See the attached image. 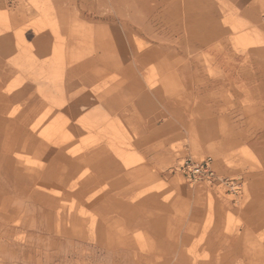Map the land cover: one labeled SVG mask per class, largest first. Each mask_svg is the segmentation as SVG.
Listing matches in <instances>:
<instances>
[{"label":"rangeland","instance_id":"374dc122","mask_svg":"<svg viewBox=\"0 0 264 264\" xmlns=\"http://www.w3.org/2000/svg\"><path fill=\"white\" fill-rule=\"evenodd\" d=\"M2 1L0 152L8 151L10 176H1L7 160L0 153V264H34L29 253L23 256L21 251L6 250L5 241L23 242L26 250V242H32L37 247L36 264H264V162L259 164L260 154L248 144L264 136V132L255 131L264 130V110L260 108L264 103V59L257 50L260 26L252 30L258 17L264 20V0H255L258 7L255 4L253 10L254 15L262 16L238 11L243 0H106L108 5L98 0L102 13L89 7L98 16L86 9L87 0L79 4L66 0ZM84 11L87 16H77ZM22 12L27 20L22 24L24 40L10 25L12 15ZM115 19L118 24H112ZM164 33L171 36L165 38ZM42 37L46 39L39 41ZM195 45L214 52L191 56L188 46ZM157 48H166L165 53L156 57ZM148 51L156 58L137 64V55ZM179 51L183 56H178ZM215 51L225 55V60L228 56L236 72L231 79L257 80L255 93L262 101L238 99V86L230 83L209 97H200L199 88H204L210 77L216 78L214 84L225 77L212 68L219 63L217 56L213 57ZM249 89L245 92L252 98ZM149 92L157 100L152 111L127 109L124 105L131 100L122 106L117 102L112 108L125 95L141 103ZM190 93H197L195 101ZM70 106L78 110L69 111ZM199 107L201 111L196 112ZM242 108L262 115L238 119ZM209 117L218 132L213 131L208 142L202 143L204 134L195 132V147L186 149L183 145L189 143L183 136L167 150L173 154L171 159L167 157L147 180L130 182V189L150 188L151 195L138 205L148 204L147 209L122 204L113 196L109 200L112 170L121 167L112 158V144L130 149L140 125L154 119L164 123L173 119L181 129ZM242 125L249 131L238 132ZM164 130H155L154 135ZM144 138L139 136L138 142ZM43 144L62 146L59 149L64 157L53 156L52 148H43ZM92 149L96 150L90 152ZM114 150L129 159L126 165L144 162L135 149H131L133 153L125 148ZM258 150L264 155V146L259 145ZM209 157L226 201L213 194L199 197L208 210L200 231L213 227L222 214L228 235L217 232L221 231L218 228L212 233L203 231L209 252L201 257L196 249L186 247L198 228L181 232L173 215L174 202H161L153 191L160 189L168 199L193 207L195 193L185 188L206 186L210 191L217 189L216 183L190 184L172 168L186 159ZM94 179L97 183L88 186ZM226 179L236 180L240 190L221 182ZM63 189L68 196L61 193ZM76 190L81 196L73 195ZM188 212L181 211L184 223L190 220ZM192 216L200 218L202 211L195 210ZM243 226L244 232L237 234ZM137 228L144 229L149 242L140 245L134 236Z\"/></svg>","mask_w":264,"mask_h":264},{"label":"crops","instance_id":"0c3cea01","mask_svg":"<svg viewBox=\"0 0 264 264\" xmlns=\"http://www.w3.org/2000/svg\"><path fill=\"white\" fill-rule=\"evenodd\" d=\"M64 1V0H61ZM66 1H75L77 4H79L81 1L80 0H66ZM86 4V3H85ZM102 3H100L98 0H87V4H86V9L88 11H90L91 15L93 16H98L95 13H92L91 10L89 9L90 6H94L95 8L99 9L100 13L101 6ZM107 4V1L105 0V3ZM0 5H4L3 1L0 2ZM14 6V2L12 4ZM108 5V4H107ZM106 5V6H107ZM108 12V11H107ZM103 14H106L103 13ZM87 16L88 14L84 11L81 14H78L77 16ZM246 20H248L245 16H243ZM118 19H115V21H112V24H118L119 22L116 21ZM161 36L163 35V33L160 34ZM165 38L168 36H171L170 34H166L164 33ZM176 37V35H174ZM188 48H190L191 51V56L193 55H197L199 52H204V53H213L214 50L213 49H209V48H205V47H198L197 45L193 46H188ZM157 53L158 56L163 55L166 50V48H157ZM216 53L213 55V57L217 56V59L219 60V63L217 64L216 62L214 63V65L212 66V68H216L219 69L220 71H222L225 75L224 78H222V82L220 83H213L214 80H216V78L210 77L209 78V83H205L204 88L202 86H200L199 90H200V97L202 96H206L209 97V94L214 93V91L218 92L222 89L223 86L230 84H235L238 86V90H237V97L238 99H241L242 101H262L258 94L255 93L256 91V83L253 79L250 78H245L242 79L237 78V79H231L232 76H234V67L233 65L230 63L229 58L227 56L226 60H224L223 56L225 55H219V53L217 51H215ZM151 52H145L140 54L141 58H142V63L144 64L146 62L152 61L154 58V56L150 55ZM182 52L179 51L178 52V56H183L181 55ZM147 67V66H146ZM145 67V68H146ZM204 68H206V66H204ZM250 68V67H249ZM252 69V68H251ZM236 74V72H235ZM229 81V82H228ZM207 84V85H206ZM215 88V89H214ZM247 90H250L249 88H252L253 91V96L252 98L250 97L251 95L248 92H245ZM204 89V90H203ZM196 91V90H194ZM192 94V99L195 101L196 100V96L197 93H190ZM157 95V94H155ZM255 95H257L258 97H256ZM160 96V95H157ZM129 97L131 99H129ZM154 95L153 93L149 92V96H147L145 98V100L141 101V103H139V100L135 97H132L131 95H125L123 97H121L120 99H118L117 101L114 102V104L112 105L113 107H116V103L119 102V106H122V104H124L123 102H127V100H131V104H126L124 105L127 109L129 110H133V109H140L141 111H152L157 107V100L155 98H153ZM137 104L140 106H137ZM118 106V107H119ZM202 109V107H199L198 110H195L196 112H200ZM258 110V109H257ZM264 110V109H263ZM208 112V110H207ZM262 112V111H261ZM264 112V111H263ZM250 113V114H249ZM256 115H262L260 112H249V109H245L242 108L240 110H238L237 112V117L239 119L240 118H245V117H255ZM156 116H154L155 118ZM158 119V117H157ZM205 120V122L202 123V121ZM152 120V122L149 123H145L144 125H140L141 128L139 129V136H143V141H139V136L135 139V141L132 142V144L130 145V149L128 146H120V145H114L112 144V158H114L116 160V162H118V164L121 166L119 169H116V171L112 170V196L116 197L118 200L122 201V204L125 205H134V206H138L141 201L144 200V198L146 196L151 195L149 192L147 191L150 188L138 191V188H131L130 189V182H133L134 180H147V176H149V173H153V170H157L158 169V165H163L164 164V160L169 157V159H171V157L173 156L172 153H170L169 150L170 148H172V145L175 143H180L183 139V136H186L188 143L189 144H184L183 147L186 149H191L195 147V141L192 140L193 138V133L198 132L201 134H204V141H202V143L204 142H208L207 140L210 138H212L214 135H212L211 133L213 131L218 132L215 129V125H214V119L213 117H209L208 119H204V118H200V119H196L195 121H193V124L191 125L189 123V125H187L186 128H178L175 124L176 122H174L173 119H169L168 121L164 122H159ZM141 124V123H140ZM194 125V126H193ZM161 128H165L164 132H158L156 135H154V131L155 130H161ZM249 129L244 128V125L240 126L238 128V132L241 133H245L248 132ZM254 131V130H252ZM257 133L260 132H264V130H259L256 128L255 130ZM183 134V135H182ZM208 138V139H207ZM176 139H181L179 141H177ZM256 141V143H255ZM264 142V136L259 135L254 141H252L251 143H248L251 147H253L254 149L257 150V152L260 154V163L264 162V155L258 150L259 145L264 146V144H262ZM74 145V144H73ZM73 145H71L70 148H73ZM197 146V145H196ZM121 148H125L126 150H130V153H133V151L131 149H135L136 153L140 154L142 156V158H144V162L140 163V165L135 166L133 165V162H130L129 165L128 164L127 158H121L119 157V155L117 154L116 150L114 149H121ZM146 151V152H145ZM146 154V156L144 155ZM150 155V156H149ZM149 156V157H148ZM31 157V156H30ZM122 168V169H121ZM4 168L2 169L1 172V176L2 178H5L6 173L3 172ZM123 170V171H121ZM217 172V171H216ZM3 173V175H2ZM159 174V172H156L155 175ZM218 174V172H217ZM219 175V174H218ZM10 176V174H9ZM137 176V177H135ZM121 179V182L120 180ZM173 179V178H172ZM118 180V182H117ZM222 182V181H221ZM252 183V180L250 182V185ZM222 184L221 183H216L215 186H217V189L215 188H211L209 191V188L207 189L206 186H199L196 187L194 189H186L187 192L189 193H195V200H194V205L193 207H188V204H182L180 201H178L176 198H172V199H168L164 194L165 192L162 191L160 189H157L154 192L155 195L159 196V200L163 203H167L169 205H171L174 202V211H173V215L176 216V219L178 220V224L180 226L181 232H186V230H188L190 227L191 229L193 227H197V232H195V235L191 236V240L188 244H186L187 248H194L196 249L197 253L201 256V257H207V251L209 252L208 249H206V238H208V236L206 237V235L204 236L205 238H202L205 230L210 231V233H212V231H214L215 229H220L221 231H217V232H222V234L224 235H228L227 231L225 230L226 228L224 227L223 224V215L220 214L219 217L217 218V222L213 227H207L201 230V226L203 224L204 218L207 217L208 214V210H206L200 203V199L199 197H209L210 194H213L215 196L216 199L220 200L221 202H225L226 198H224L222 196V191H220V186ZM252 188V185H251ZM253 191V199L256 196L255 191L252 189ZM261 192H259L260 194ZM262 194V193H261ZM199 199V201H198ZM198 201V202H197ZM248 206V205H247ZM246 206V207H247ZM148 204L144 205V206H138V209H143L146 208L147 209ZM246 209V208H245ZM244 209V210H245ZM184 210H189L188 214H189V222L188 223H184V218L181 216V211ZM195 210H200L202 211V216L200 218H194L192 216L193 212ZM244 210L241 211L242 217L244 219V223L246 222V219L244 217ZM247 223V222H246ZM243 230H239L237 232V234L243 233L244 232V226L242 227ZM198 233H202L201 235H198ZM134 236H136L138 238V241L140 242V245H144L145 243L150 241V238L147 237L146 233L144 232V229L141 228H137V230H135L134 232ZM220 237V236H219ZM219 237H214V241L219 240ZM143 240H140V239ZM213 238V237H212ZM223 238V237H220ZM243 239H245V237H243ZM23 242H20L17 244V242L14 241H5L4 244L7 249H11L12 252L16 251L17 253H19V251H21L22 255H27L28 253L30 254L29 258L34 260V264H36L37 262V247L32 244V242H26V244H28V250L25 249V247H23ZM206 255V256H205Z\"/></svg>","mask_w":264,"mask_h":264},{"label":"bare ground","instance_id":"6f19581e","mask_svg":"<svg viewBox=\"0 0 264 264\" xmlns=\"http://www.w3.org/2000/svg\"><path fill=\"white\" fill-rule=\"evenodd\" d=\"M241 1V0H240ZM243 2V4L240 6V8H238L239 10L238 11H242L243 12V14L244 15H246V16H248V15H251V16H262V14L264 13V11H263V13L262 14H257V15H254L253 13H255L253 10H254V6H255V0H243L242 1ZM242 2H240V3H242ZM256 6H257V4H256ZM261 6V5H260ZM263 6V5H262ZM262 6H261V8H262ZM258 7V6H257ZM264 7V6H263ZM260 8V9H261ZM257 11V10H256ZM253 14V15H252ZM26 18V14H25V12H22V13H20V14H18V13H16V14H14V16L12 15V17H11V19H12V23L10 24V25H12V28H14V29H16L15 31H14V33L16 34V35H18V38H20V39H22V40H24V38H23V35H22V31L24 30L23 28H25L22 24H24V20H26L25 19ZM63 18V17H62ZM27 21V20H26ZM254 26H253V31L254 30H258L257 29V27L259 28V26H260V28H259V31H260V36L258 37V39H259V44H258V49L257 50H259L260 52H261V54H262V57H263V59H264V20L262 19V17H258L255 21H254V24H253ZM62 27V26H61ZM69 27V26H68ZM11 28V29H12ZM63 28V27H62ZM64 29V28H63ZM13 30V29H12ZM66 30V29H65ZM67 30H69L68 28H67ZM258 31V32H259ZM250 31H247V32H245V33H249ZM6 35V34H5ZM14 35V34H13ZM46 35V34H45ZM8 36V35H7ZM15 36V35H14ZM3 38L5 37L4 35L2 36ZM7 40H9L8 39V37L6 38ZM15 39V38H14ZM43 39H46V38H44V37H42V38H39L38 40L39 41H41V40H43ZM48 39V38H47ZM18 40V39H17ZM16 40V41H17ZM13 40L11 39V42H12ZM18 41H20V40H18ZM3 42H4V40H3ZM9 42V41H8ZM10 42V43H11ZM14 42V41H13ZM15 43H17V42H15ZM5 44H7L6 43V41H5ZM20 44V43H19ZM5 46V45H4ZM10 46V45H9ZM13 47V46H12ZM11 47V48H12ZM254 47V46H253ZM2 48H3V46H2ZM11 48H8V49H11ZM6 50H7V47H6ZM20 50V49H19ZM1 51H2V49H1ZM4 51V50H3ZM245 51H247V50H245ZM7 52H8V50H7ZM10 52V51H9ZM8 52V53H9ZM258 52V51H257ZM6 53V52H5ZM21 53V52H20ZM246 53V52H245ZM11 54V53H10ZM250 54V53H249ZM23 55V54H22ZM260 55V54H259ZM5 56H7V53H6V55ZM9 56V55H8ZM30 56V55H29ZM246 56H248V55H246ZM250 56V55H249ZM10 57V56H9ZM137 60H138V62L139 63H137V64H140V63H142V58H141V55L140 54H138L137 55V58H136ZM14 60V59H13ZM31 60V59H30ZM33 60V59H32ZM31 60V61H32ZM224 60H225V58H224ZM235 60V59H234ZM244 60V59H243ZM12 61V60H11ZM18 61V60H17ZM21 61V60H20ZM29 61V60H28ZM102 61V60H101ZM263 61V60H262ZM26 62V61H25ZM240 62H241V60H240ZM23 65V64H22ZM106 65V64H105ZM35 66V65H34ZM141 66V65H140ZM36 67V66H35ZM31 68V67H30ZM40 68V67H39ZM38 68V69H39ZM51 68V67H50ZM242 68V67H241ZM22 69V68H21ZM243 69V68H242ZM36 70V69H35ZM244 70V69H243ZM36 73V72H35ZM235 73V72H234ZM249 73V72H248ZM37 74H39V73H37ZM42 74V73H41ZM246 74V73H245ZM252 74V73H251ZM40 75V74H39ZM249 75V74H248ZM242 76H244V75H242ZM45 77V76H44ZM254 78V77H253ZM256 78V77H255ZM40 79V78H39ZM255 81H257V80H255ZM36 84V83H35ZM125 87V86H124ZM264 87V86H263ZM38 88V87H37ZM40 88V87H39ZM138 88V87H137ZM260 88V87H259ZM261 89V88H260ZM36 92H37V90H36ZM132 92V91H131ZM140 93V92H139ZM132 95H133V93H132ZM26 96V95H25ZM135 96V95H134ZM144 96V95H143ZM71 97V96H70ZM74 98V97H73ZM77 99H79V98H77ZM67 100V99H66ZM78 101V100H77ZM85 102V101H84ZM130 102V101H129ZM82 103V102H81ZM79 104V103H78ZM84 104V103H83ZM137 106H139L138 104H137ZM261 107L260 108H263L264 109V103H262L261 105H260ZM140 107V106H139ZM28 108V107H27ZM26 108V109H27ZM259 108V107H258ZM38 109V108H37ZM37 109H35V110H37ZM76 109L77 108H73V107H69L68 108V110L69 111H76ZM78 110V109H77ZM77 114V113H76ZM37 123H38V121H36ZM65 124V123H64ZM33 130V129H32ZM34 131V130H33ZM46 138V137H45ZM52 139V138H51ZM53 140V139H52ZM95 140H97V139H95ZM108 140V139H107ZM69 141V140H68ZM106 141V140H105ZM100 142H102V141H100ZM46 143V142H45ZM65 143V142H64ZM68 143V142H67ZM51 145H53L52 143H51ZM66 145V144H65ZM103 145V144H102ZM108 145V144H107ZM64 146V145H63ZM50 148L48 145H46V144H43V148ZM105 147H106V145H105ZM52 149H51V153H53V156L55 155V156H63L62 155V153H61V151H60V149L59 148H62V146H60V145H55V146H53V147H51ZM109 148V147H108ZM101 150H103V147H101L100 148ZM19 150V149H18ZM44 150V149H43ZM93 150H96V149H92V150H90V152H92ZM109 150H110V148H109ZM7 150L5 149V150H2L0 153H3L4 154V158H5V160H7V163H6V167L4 168V170H3V172L4 173H6V176H5V178H8L9 177V173L10 172H8V169L10 170V167H9V160H10V158L8 157L7 158ZM50 152V151H49ZM48 152V153H49ZM112 152V151H111ZM17 153V152H16ZM106 153H108V152H106ZM51 155V154H50ZM0 156H2V154L0 155ZM21 157V156H20ZM64 157V156H63ZM47 160V159H46ZM51 162V161H50ZM52 163V162H51ZM54 163V162H53ZM19 166V165H18ZM50 166V165H49ZM73 166V165H72ZM21 167V166H20ZM19 167V168H20ZM46 167V166H45ZM44 167V168H45ZM17 168V167H16ZM18 168V169H19ZM46 168H48V167H46ZM77 168H79V167H77ZM23 170V169H22ZM52 170H54L53 168H52ZM53 173H54V171H52ZM53 173H52V175H53ZM2 175H3V173H2ZM39 175L41 176V177H43V175H42V173H39ZM92 179V178H91ZM100 180V179H99ZM96 182V179H94V180H92L90 183H88V186H90L91 184H94ZM103 182V181H102ZM107 182V181H106ZM83 183V182H82ZM97 183V182H96ZM64 186V185H63ZM88 186H86L87 188H88ZM97 186V185H96ZM63 188V187H62ZM95 188V187H94ZM93 188V189H94ZM100 188V187H99ZM61 189V188H60ZM84 189V188H83ZM92 189V190H93ZM71 190V189H70ZM79 190H80V188H79ZM79 190H76L74 193H73V195H78V196H81V194H80V192H79ZM91 190V189H90ZM103 191V190H102ZM89 192V191H88ZM64 196H68L69 195V192L68 191H66V190H62V192H61ZM72 193H70V194H72ZM85 194V193H84ZM109 200L110 201H112V195H110L109 197ZM69 218V217H68ZM71 218H72V220L74 219V215L71 213ZM69 220V219H68ZM74 221V220H73ZM77 222V221H76Z\"/></svg>","mask_w":264,"mask_h":264},{"label":"built area","instance_id":"2783aa9c","mask_svg":"<svg viewBox=\"0 0 264 264\" xmlns=\"http://www.w3.org/2000/svg\"><path fill=\"white\" fill-rule=\"evenodd\" d=\"M172 171L179 172L183 178L190 184L208 182L209 184L218 181V174L213 165L212 158H205L201 161L186 159L181 164L172 168ZM232 190H240L239 183L233 179L222 180Z\"/></svg>","mask_w":264,"mask_h":264}]
</instances>
